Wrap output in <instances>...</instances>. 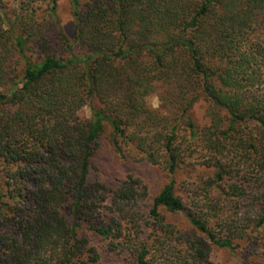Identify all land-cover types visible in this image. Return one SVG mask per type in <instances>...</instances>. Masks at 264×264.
Here are the masks:
<instances>
[{
	"label": "trees",
	"instance_id": "trees-1",
	"mask_svg": "<svg viewBox=\"0 0 264 264\" xmlns=\"http://www.w3.org/2000/svg\"><path fill=\"white\" fill-rule=\"evenodd\" d=\"M57 1L0 0V264H98L100 239L133 264L263 245L264 0H70L72 39ZM106 126L117 158L165 170L154 197L136 172H102ZM186 153L217 168L196 172L187 206L174 178Z\"/></svg>",
	"mask_w": 264,
	"mask_h": 264
},
{
	"label": "rangeland",
	"instance_id": "rangeland-1",
	"mask_svg": "<svg viewBox=\"0 0 264 264\" xmlns=\"http://www.w3.org/2000/svg\"><path fill=\"white\" fill-rule=\"evenodd\" d=\"M56 14L58 17V25L62 29L63 33L69 39H72L74 31V18L72 15V6L70 0H58ZM53 30H50L52 32ZM145 104L154 112H161V102L158 95V90H154L145 99ZM207 103L203 100L197 101L191 110V117L197 127H205L210 124V117L207 113ZM78 114L82 118H89L90 111L87 106L82 107ZM225 114L221 113L222 128L226 126ZM109 127L106 126V132L102 136L101 147L97 163L101 164L102 172H113L110 174L119 175L121 172H136L145 182L148 187L151 197H154L161 187L168 181V177L165 170L157 164H150L145 160L140 159L139 155H136L129 149L123 155L122 160L117 158L111 146L108 144V136L110 137ZM189 154V152H187ZM185 154L179 163L175 178V195L178 196L183 203L187 206L189 204L188 193L191 191V186L194 184L196 172H215L217 168L213 166L216 160L211 161L206 156H200L199 159L195 157H187ZM197 154V153H194ZM228 157H223L220 162H230ZM240 166V165H239ZM238 165H232V168L241 172ZM1 168V163H0ZM1 172V169H0ZM200 174V173H199ZM188 203V204H187ZM161 213L166 216L168 214L160 209ZM174 220L179 223L181 229L185 232L186 236H196V232L193 228L186 224L183 214H177ZM98 246V253L100 255V261L98 264H133L132 258L127 254L118 251H108L106 249V242L104 240H94ZM264 244L255 245H239L234 250L229 251L223 247L209 246L207 251V257L199 264H264Z\"/></svg>",
	"mask_w": 264,
	"mask_h": 264
}]
</instances>
